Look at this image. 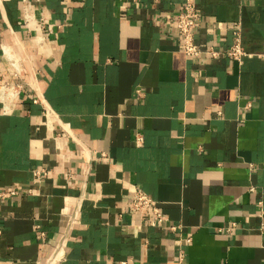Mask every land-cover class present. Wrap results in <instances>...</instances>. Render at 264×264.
<instances>
[{
	"label": "crops",
	"instance_id": "obj_1",
	"mask_svg": "<svg viewBox=\"0 0 264 264\" xmlns=\"http://www.w3.org/2000/svg\"><path fill=\"white\" fill-rule=\"evenodd\" d=\"M181 3L0 0V264H264V0Z\"/></svg>",
	"mask_w": 264,
	"mask_h": 264
},
{
	"label": "built area",
	"instance_id": "obj_2",
	"mask_svg": "<svg viewBox=\"0 0 264 264\" xmlns=\"http://www.w3.org/2000/svg\"><path fill=\"white\" fill-rule=\"evenodd\" d=\"M26 20L32 19L31 16L25 15ZM45 17H38L36 22H38L39 26L43 28L46 24ZM201 20L200 12L196 7L195 0H182L179 11L176 13L173 19L174 32L179 37L180 40V49L181 52L188 58H197L203 54H207L212 58H216L220 56L222 53L237 62H240L244 56H247L241 45V34L240 28L238 25H234L230 27L232 42L229 47L221 52V50L217 49L214 45H208L206 47H200L195 41V35L197 33V29L199 27ZM257 55L261 58H264V46L260 50ZM13 67V66H12ZM17 71H14V75ZM20 85H14L13 90L16 92L17 87ZM138 95H141L139 91H136ZM33 103L37 102V99L32 100ZM141 140L140 136H136V141L139 142ZM48 173V169L44 167L35 168L32 170L31 179L33 181H38L44 178ZM13 192L0 191V197H6L7 195L12 194ZM261 202L258 203V210L261 213ZM128 209L131 213H138L144 209H150L152 212V220L156 222L161 218V214L159 210L156 208L154 201L140 188L137 186L132 187V191L129 197ZM232 227V226H231ZM231 227L225 228V231L228 232ZM173 229V227H171ZM181 257V255H179ZM119 264H125V262H121Z\"/></svg>",
	"mask_w": 264,
	"mask_h": 264
}]
</instances>
